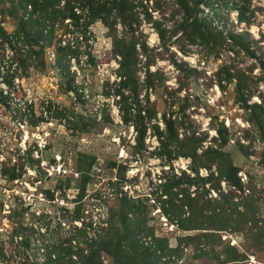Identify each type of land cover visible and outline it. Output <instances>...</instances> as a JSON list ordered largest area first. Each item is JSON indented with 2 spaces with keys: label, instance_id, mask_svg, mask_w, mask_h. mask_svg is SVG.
<instances>
[{
  "label": "rangeland",
  "instance_id": "374dc122",
  "mask_svg": "<svg viewBox=\"0 0 264 264\" xmlns=\"http://www.w3.org/2000/svg\"><path fill=\"white\" fill-rule=\"evenodd\" d=\"M124 2L73 20L0 0V264L93 243L97 264H264V0ZM128 221L139 252L118 255Z\"/></svg>",
  "mask_w": 264,
  "mask_h": 264
},
{
  "label": "trees",
  "instance_id": "16d2710c",
  "mask_svg": "<svg viewBox=\"0 0 264 264\" xmlns=\"http://www.w3.org/2000/svg\"><path fill=\"white\" fill-rule=\"evenodd\" d=\"M63 0H20V3L25 4L26 7L31 6L34 11L36 10L37 12L41 11V14L43 15H47L49 14V10L51 12V10H53L52 12V17L53 19H57L59 16H61L62 18H71L73 20H78L79 19V15L77 14L78 11H88L89 14L91 16H93V18H103L104 20H106L105 17H103L106 13L109 12V6L108 5H114L116 7L121 6L124 7L125 6V2L124 0H105L102 2V0H64L65 1V7L63 8V10L61 11H57L56 7L59 6V4L62 2ZM196 2V5L199 6L200 3L203 2V0H194ZM179 3L181 4L182 9L184 10V13H186V15L189 17L193 16V8L189 5V2H186V0H179ZM44 11V12H43ZM241 14V12H240ZM43 15V16H44ZM59 15V16H58ZM199 22L196 20L194 21V23L192 24V26H196V31L194 33V37L197 38V35L200 34L201 32V27H198L197 24ZM197 34V35H196ZM217 35H221L222 33H219V31L217 29H210V36H214L216 37ZM119 56H121L122 58V63H121V68L123 71H126V73H130L132 71V66H133V61L135 59V52L133 50H129V49H125L122 48L118 51ZM122 77L126 76L121 75ZM123 83V81H122ZM128 118L125 117V121L128 122ZM169 127V124H168ZM171 128V127H170ZM232 171H235L234 167H231L228 173H224L222 170H220V176L222 177V179L227 180L229 183L231 181V177H230V173ZM236 184V183H234ZM224 202H221L216 205V209H219L221 211H224V209L231 205V196H224ZM200 199H191V197L189 198V202L185 203L183 206H188V208L191 211V217L188 219V222L191 221V223H195L196 220L195 219H201L203 223L206 224H210L211 227H215V225H212L213 223H211V218L212 215L208 214L207 212L209 211V206H212L211 201H207L205 203H203V200H201L200 202H198ZM202 202V203H201ZM199 203L202 204V206L198 207L197 205H199ZM194 205H196V207H194ZM214 205V204H213ZM207 206V207H205ZM126 219H128V215H126L124 217V220L126 222ZM129 221L127 223V229H128V234L125 235L123 237L122 240H120L119 245L116 249V252L118 255H121L123 252H126L127 254L133 249V251L135 253H138V247H132L129 246L127 241H136L137 240V235L139 234H134L132 232L131 227H129ZM184 230H196V229H201V228H196L195 225L193 226H186L183 227ZM148 236V234H147ZM198 236H194V237H189L188 240L189 242H191L193 239H196ZM211 237H215L214 235L210 234V235H202L199 237V239H205L206 241L210 242L209 239ZM188 242V243H189ZM156 244H160V242L156 243ZM90 255L87 257H83L81 264H97V255L98 253L101 251V248L99 245H96L95 243L91 244L90 246ZM159 248H155L153 249V247H147L146 248V255L148 257H159L157 255L158 252H160L162 255L164 256H170L172 257L173 255L171 254V252H175L180 254V252L178 250L175 251H171V250H166L164 247L159 246ZM143 248V247H142Z\"/></svg>",
  "mask_w": 264,
  "mask_h": 264
}]
</instances>
